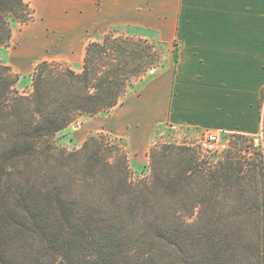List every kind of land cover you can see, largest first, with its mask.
<instances>
[{
	"label": "trees",
	"instance_id": "trees-1",
	"mask_svg": "<svg viewBox=\"0 0 264 264\" xmlns=\"http://www.w3.org/2000/svg\"><path fill=\"white\" fill-rule=\"evenodd\" d=\"M32 14L26 0H0V46ZM156 59L152 44L108 32L86 44L80 71L38 62L29 92L0 63V264H264L260 152L228 150L210 166L186 146H155L150 177L134 180L125 146L102 132L56 146Z\"/></svg>",
	"mask_w": 264,
	"mask_h": 264
},
{
	"label": "crops",
	"instance_id": "crops-1",
	"mask_svg": "<svg viewBox=\"0 0 264 264\" xmlns=\"http://www.w3.org/2000/svg\"><path fill=\"white\" fill-rule=\"evenodd\" d=\"M35 14L0 54L16 72L42 60L80 71L86 44L112 27L174 47L99 125L125 142L129 159L173 131L264 141V0H37Z\"/></svg>",
	"mask_w": 264,
	"mask_h": 264
},
{
	"label": "rangeland",
	"instance_id": "rangeland-1",
	"mask_svg": "<svg viewBox=\"0 0 264 264\" xmlns=\"http://www.w3.org/2000/svg\"><path fill=\"white\" fill-rule=\"evenodd\" d=\"M29 3V6L33 10V20H30L26 23L21 22H11V36L13 35V38H10V42L8 46H10L9 49H4L0 46V54H6L8 53V50L12 48V46L15 45L16 39L20 37L22 34V31L26 29L30 24H33L35 19V3L37 0H26ZM111 32L115 36H121V37H130L134 38L135 40H142L144 42H148L153 45V49L157 53V59L153 67L149 68L146 72H144L143 75L140 77H135L132 80V84L128 87V91L132 92L136 89L137 82L141 80L144 76L152 74L154 69H156L160 64L163 62L164 57L167 54V51L172 49L174 50L173 46H166L162 44H158L155 42L148 41L147 39L141 38L137 36L138 30L134 28L129 27H112L104 34ZM103 35L101 36V38ZM2 52V53H1ZM1 56V55H0ZM0 63L2 62V59H0ZM4 64V63H3ZM66 64V63H65ZM82 68V63H81ZM14 73L19 74V80L15 84V88L19 92H29L31 90V72L28 73H20L16 72L13 69H11ZM125 94V95H126ZM107 115V113H99L94 116H80L78 117L74 122L70 123L60 131H58L55 134L54 141L56 146L63 147L67 150H74L78 149L83 141L89 137L90 135L96 134V133H104L111 138L115 139L116 141L121 142L124 146H126L125 142L122 139L114 137L112 134H110L107 131H101L99 125L103 121L102 119ZM166 135V136H165ZM201 134H194L192 136L185 135L184 137L178 135L176 132H167L166 134H163L160 139L154 141V143L150 146L148 152L146 153V157L143 156L140 157H130L129 159V165L131 168V177L132 179L136 180L139 178H149L151 175V165H150V157H149V151L152 147L155 146H161V145H181L186 146L190 149V152L194 154L197 161H204L207 163V165H215L217 162L224 156V154L229 150L235 154H238L240 156H256L259 152L263 155L264 158V141L263 139L259 137H250L242 134H225L223 135L222 139L225 145V148L217 153L211 154V155H201L199 149H198V142L200 139ZM126 148V147H125ZM195 218V214L192 216H189L187 218L188 222H192Z\"/></svg>",
	"mask_w": 264,
	"mask_h": 264
},
{
	"label": "built area",
	"instance_id": "built-area-1",
	"mask_svg": "<svg viewBox=\"0 0 264 264\" xmlns=\"http://www.w3.org/2000/svg\"><path fill=\"white\" fill-rule=\"evenodd\" d=\"M223 137L212 131H204L201 133L198 149L201 155H211L222 151L225 148Z\"/></svg>",
	"mask_w": 264,
	"mask_h": 264
}]
</instances>
